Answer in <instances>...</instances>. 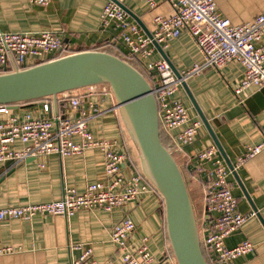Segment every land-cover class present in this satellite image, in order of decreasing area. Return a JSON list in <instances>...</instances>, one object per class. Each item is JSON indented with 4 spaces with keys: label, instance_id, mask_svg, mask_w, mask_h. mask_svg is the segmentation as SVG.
<instances>
[{
    "label": "crops",
    "instance_id": "0c3cea01",
    "mask_svg": "<svg viewBox=\"0 0 264 264\" xmlns=\"http://www.w3.org/2000/svg\"><path fill=\"white\" fill-rule=\"evenodd\" d=\"M108 1L52 0L50 5L42 7L29 0H0V32H50L58 34L64 47L75 53L103 48L106 53L128 55L117 38L119 30L113 25H102L101 14ZM153 1L157 4L155 8H150L143 0L123 2L135 15V18L130 16L132 20L148 37L153 36L156 16L174 14L168 0ZM217 10L232 24L242 25L264 13V0H218ZM151 46L155 50L149 62L165 60V54L180 74L204 62L194 38L187 32L170 42L168 47L161 46L162 51L154 44ZM10 63L14 65L13 59ZM244 73V66L233 62L220 70L208 68L187 78L188 91L182 86L176 98L189 108L192 118L202 122L203 127L195 143L183 151L178 150L175 142L182 128L164 132V136L186 179L200 231L209 221L203 217L206 186L196 178V155L211 145L217 146L215 140L219 143L220 155L232 172L228 180L238 200L239 211L257 213L229 236L225 245L231 249L250 241L255 246L254 252L238 258L234 264H264V148L237 168L239 158L249 148L264 144V90L251 88L236 96L235 89L240 86ZM75 95L97 104L104 112L91 120L89 129L95 139L117 142L116 151L127 154L123 176L129 179L141 168L140 155L114 96L103 93L99 87L93 92L85 88ZM84 105L88 108V103ZM27 114L33 118L48 116L53 119L74 116L69 101L59 96L58 105L55 106L52 100L48 113L44 112L42 103L22 105L10 108L9 114H0V122L10 117L23 120ZM75 141L79 142V139ZM14 149L19 151L23 145L17 143ZM29 160L16 166L0 164V208L54 202L64 197L66 188L83 193L89 185L107 182L105 156L96 148L83 156L48 155ZM125 217L131 218L136 227L129 235L126 247L134 252L145 240L158 264H164L170 243L163 201L155 191L109 212L80 210L70 217L38 215L29 221H6L0 227V249H11V252L0 257V264H71L81 256L82 250L76 249L77 246L92 247L93 257L99 264H121L123 250L112 242L111 230Z\"/></svg>",
    "mask_w": 264,
    "mask_h": 264
},
{
    "label": "built area",
    "instance_id": "2783aa9c",
    "mask_svg": "<svg viewBox=\"0 0 264 264\" xmlns=\"http://www.w3.org/2000/svg\"><path fill=\"white\" fill-rule=\"evenodd\" d=\"M37 6H48L52 0H29ZM123 3L124 0H117ZM150 8L157 4L153 0H143ZM174 14L156 16L153 40L146 36L140 26L117 3L109 0L101 14L104 27L113 25L119 30L120 39L128 56L137 59L141 66L153 76L161 130L182 128L175 142L179 151L190 147L199 137L202 122L192 118L189 108L176 98L182 87V81L199 75L208 68L220 70L223 67L239 62L245 68L240 86L235 89L236 96L251 88L264 90V13L254 21L242 25H234L222 17L217 10L218 0H168ZM189 33L195 40L204 57L203 64L194 65L183 79L176 77L170 65L165 61L149 62L155 48L151 45L156 41L160 46L168 47L169 43L183 33ZM64 49L62 38L50 32L10 33L0 32V72L8 71L17 66L29 67L54 56ZM13 59L14 65L10 63ZM107 95H113L105 85L89 87L91 92L97 88ZM68 100L73 117L53 119L48 116L33 118L29 114L23 120L10 117L0 122V164L19 165L31 158L48 155L60 157L83 156L90 149H99L105 156V174L107 182L89 185L85 192L66 188L64 197L48 203L28 204L17 207L0 208V227L9 220H32L38 215L50 217H70L80 210L101 209L109 212L123 208L138 197L155 191L146 178L134 173L129 179L123 176V169L128 156L116 151L117 142L107 139H95L89 129L91 120L104 112L93 102L81 97L69 98V93L60 95ZM88 103V108L84 104ZM44 112L50 106L43 104ZM10 108L0 107V114H9ZM75 139H79L76 142ZM20 143L23 149L17 151L14 145ZM264 148V144L248 149L239 158L237 168L256 157ZM196 178L206 183L204 220L209 221L200 231L201 243L210 254L212 264H234L235 260L255 250L250 241H244L234 248H227L225 240L237 232L256 212L241 213L238 200L233 195L228 180L232 173L216 145H211L196 155ZM199 224V223H198ZM135 223L125 217L111 230V240L123 250L121 264H158L144 240L134 252L126 247V241L135 231ZM200 230V226H199ZM202 233V234H201ZM81 256L71 264H99L93 257L92 247L83 249ZM11 249H0V257L7 255ZM164 264H177L174 257L166 256Z\"/></svg>",
    "mask_w": 264,
    "mask_h": 264
},
{
    "label": "water",
    "instance_id": "95a60500",
    "mask_svg": "<svg viewBox=\"0 0 264 264\" xmlns=\"http://www.w3.org/2000/svg\"><path fill=\"white\" fill-rule=\"evenodd\" d=\"M111 1L135 18L123 3ZM149 37L153 40L152 35ZM153 44L162 51L156 41ZM163 55L182 80V74ZM100 85L110 88L139 150L142 173L162 198L166 231L176 263L208 264L186 179L174 154L162 141L158 102L139 70L117 56L98 51L70 54L25 70L15 66L13 72L0 73V107L17 108L46 98H52L57 106L60 95ZM182 86L187 90L186 82L182 81ZM203 121L211 131L204 118Z\"/></svg>",
    "mask_w": 264,
    "mask_h": 264
},
{
    "label": "trees",
    "instance_id": "16d2710c",
    "mask_svg": "<svg viewBox=\"0 0 264 264\" xmlns=\"http://www.w3.org/2000/svg\"><path fill=\"white\" fill-rule=\"evenodd\" d=\"M96 51H98V52H106L105 49H103V48H98ZM73 53H75V52L69 51L68 49H66V48L64 47V49H63L62 51H60L59 53H57L56 55H54V56H50V57H48L47 59H45L44 61H42V62H38V63H36V64H34V65H32V66H29V67H21L20 69H21V70H25V69H28V68H31V67H34V66H37V65L43 64V63L50 62V61H52V60H56V59L62 58V57H64V56H67V55H70V54H73ZM109 54L121 58L122 60L126 61V62L129 63L131 66H133L134 68H136L137 70H139V71L145 76V78H146L147 81L150 83V85H151L153 88L155 87V83H154V81H153V76H151V75H150V74H149V73H148V72H147V71L141 66V64L137 61V59H135V58H133V57H130V56H128V55H124V54H122V53H116V54H115V53H110V52H109ZM13 71H14V70H13L12 68L8 70V72H13ZM3 72H5V71H1L0 73H3ZM80 91H81V90H79V91H74V92H70V93H69V98L80 97V96H78V95H75V93H78V92H80ZM51 102H52V98H46V99L39 100V101H35V102L29 103V104H35V103H44V104H45V103H46V104H48V105L50 106V105H51ZM22 105H28V104H21V106H22ZM161 136H162V141H163L164 145L167 147V149H168L169 151L172 152L171 147H170V146L167 144V142L165 141V136H164V132H163V131H162V135H161ZM137 173L143 175L141 168H140V169L138 168ZM195 173H196V171H195ZM143 176H144V175H143ZM144 177H145V176H144ZM146 180H147V179H146ZM201 181H202V183H204V185L206 186V183H205L203 180H201ZM154 190H155V188H154ZM155 192L160 196V194H159L156 190H155ZM160 197H161V196H160ZM166 233H167V231H166ZM167 237H168V235H167ZM202 250H203L204 256H205V258H206L208 264H212V262H211V258H210V254H209V252L207 251V249H206L204 246H202ZM167 256L174 257V255H173L171 249H170V251L168 252Z\"/></svg>",
    "mask_w": 264,
    "mask_h": 264
}]
</instances>
